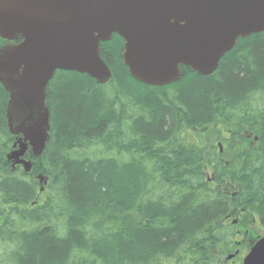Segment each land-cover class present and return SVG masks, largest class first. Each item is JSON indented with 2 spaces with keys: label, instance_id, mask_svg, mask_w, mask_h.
Wrapping results in <instances>:
<instances>
[{
  "label": "trees",
  "instance_id": "trees-1",
  "mask_svg": "<svg viewBox=\"0 0 264 264\" xmlns=\"http://www.w3.org/2000/svg\"><path fill=\"white\" fill-rule=\"evenodd\" d=\"M123 50L117 34L101 43L106 84L55 72L50 138L28 173L7 160L0 87V264H222L233 207L264 212V31L212 74L181 66L161 86L133 78Z\"/></svg>",
  "mask_w": 264,
  "mask_h": 264
},
{
  "label": "water",
  "instance_id": "water-1",
  "mask_svg": "<svg viewBox=\"0 0 264 264\" xmlns=\"http://www.w3.org/2000/svg\"><path fill=\"white\" fill-rule=\"evenodd\" d=\"M263 31L264 0H0V37L8 41L0 47V83L16 137L7 159L29 172L27 151L44 152L51 131L46 88L56 71L100 84L112 78L100 44L114 34L124 40L131 76L161 86L176 82L181 66L212 74L240 38ZM243 264H264V236Z\"/></svg>",
  "mask_w": 264,
  "mask_h": 264
},
{
  "label": "rangeland",
  "instance_id": "rangeland-1",
  "mask_svg": "<svg viewBox=\"0 0 264 264\" xmlns=\"http://www.w3.org/2000/svg\"><path fill=\"white\" fill-rule=\"evenodd\" d=\"M235 188L236 186L232 185L229 189L228 193L230 196L234 193ZM40 198H43V192L40 193ZM262 213L264 215L262 210L255 212L253 209L242 211L238 207H233L232 209L229 220L239 219L240 239L245 240V245L241 248L242 254H247V248L250 249L257 238L264 236V222L261 221ZM232 241L235 242V240ZM239 263L242 264L241 259H239Z\"/></svg>",
  "mask_w": 264,
  "mask_h": 264
},
{
  "label": "flooded vegetation",
  "instance_id": "flooded-vegetation-1",
  "mask_svg": "<svg viewBox=\"0 0 264 264\" xmlns=\"http://www.w3.org/2000/svg\"><path fill=\"white\" fill-rule=\"evenodd\" d=\"M1 38V37H0ZM2 39V38H1ZM8 41L2 39V42L0 43V47L2 45H5L7 44ZM0 87L5 90V88L3 87V85L0 83ZM7 93V92H6ZM8 94V93H7ZM238 207V206H237ZM240 209H244V208H241V207H238ZM255 211V210H254ZM256 212V211H255ZM263 217V219H262ZM261 217V221L264 222V216ZM239 219L237 218H234L229 220V218L227 219V221H230L233 226L235 227V230H236V233L233 237H231V239L227 242V244L231 247V251L229 253V255H227L225 261L222 263V264H240L239 263V259L242 260V264H243V261L245 259V257L247 256V254L249 253L250 249L247 248L248 252L247 254H242L241 253V248L245 245V240H241L240 239V229L238 228L239 227V222H238ZM262 224V223H261ZM261 237L257 238L255 242H257ZM232 240H235V242H233ZM254 242V243H255Z\"/></svg>",
  "mask_w": 264,
  "mask_h": 264
}]
</instances>
